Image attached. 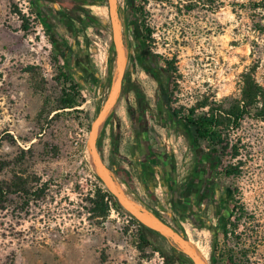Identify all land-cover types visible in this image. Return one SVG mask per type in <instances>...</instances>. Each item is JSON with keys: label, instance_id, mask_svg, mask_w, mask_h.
I'll return each instance as SVG.
<instances>
[{"label": "rangeland", "instance_id": "rangeland-1", "mask_svg": "<svg viewBox=\"0 0 264 264\" xmlns=\"http://www.w3.org/2000/svg\"><path fill=\"white\" fill-rule=\"evenodd\" d=\"M53 1L57 3L40 5L62 15L63 3L77 2ZM136 6L142 10L139 22L152 31L150 49L162 57L160 65L166 68V60L174 62L171 108L182 116L205 100L211 107L234 111L242 104L246 82L255 85L259 97L251 113L239 129L229 131L241 155L236 160L225 158L217 170V190L231 193L230 222L239 224L241 240L218 239V219L212 215L211 230L193 231L163 186L147 177L140 180L141 160L129 112H138L135 95L122 98L105 123L99 137L101 155L111 165L117 140L116 160L135 179V191L124 183L127 191L147 209L157 208L188 238L187 231L191 232L196 244L206 248L210 264L230 253L248 264H264V120L258 118L264 114V0H137ZM119 7L125 42L133 45L135 28L125 18L126 1L119 0ZM87 9L109 28L100 35L95 27L82 26L79 38L65 36L67 48L78 53L67 62L30 0H0V185L10 192L0 210V264H163L162 252L171 253L169 242H143L139 224L116 209L114 202H109L106 218L91 210L95 192L106 187L97 178L86 145L109 94L116 62L110 66L114 55L107 0ZM20 12L28 18V31ZM67 64L81 100L80 106L61 109L62 91L69 86L61 75L68 73ZM90 73L98 82L93 83ZM133 77L143 90L151 145L172 156L182 182L195 152L168 110L157 106V83L139 68ZM238 162L241 175L225 177L227 165ZM40 189L45 193L38 198L35 191Z\"/></svg>", "mask_w": 264, "mask_h": 264}, {"label": "trees", "instance_id": "trees-1", "mask_svg": "<svg viewBox=\"0 0 264 264\" xmlns=\"http://www.w3.org/2000/svg\"><path fill=\"white\" fill-rule=\"evenodd\" d=\"M81 1L82 0H77V2L75 3H63L64 11L68 14H71L73 18L77 20L79 27L83 26L84 28H86L93 26L96 28L98 34L104 35L106 33V29L109 28V24L94 16L88 9L81 8ZM125 1L127 5V9L124 12L125 18L131 22L132 28H135V31H133V33H135L136 37L133 47L135 48L138 55H140L141 51H143L144 56L141 57L142 66L148 68L151 59L156 61L157 69L161 74V78L158 79L156 74H154L151 69H149V75L157 79V81H159L161 85L162 89L160 97L162 107L168 110V116L170 120L173 123H177V125H179V127L185 131V135L189 140L191 149L195 150L197 148H201L203 150H206L205 148H208V154L215 160L218 167L220 162L224 161L227 157H230L233 160L238 159L241 155L240 148L236 144L231 143L229 131L230 128L239 129L241 126V122L245 119V116L251 113L250 110L253 108L252 103L259 97L258 94L254 92L255 85L253 83L249 84L248 82H246V86L243 90L242 104L234 111L222 110V108L219 106L211 107L210 104H208V101L205 100L198 106L188 109L187 114L182 116V112L180 110H173L171 108V104L173 101L171 99L170 93V82L172 79V75L176 69L174 67V62L173 60H166V68L160 65V63L162 62V57L158 54H154L150 49L152 44V31L148 28L144 29V24H141L139 22V17L141 16L142 10H140V8L136 6L137 0ZM30 2L32 3L33 11L37 15V17L44 22L45 19L42 16L43 13L41 12L40 2H43L44 4H48L50 2H53L54 4L57 3V1L53 0H30ZM20 15L21 19L27 23L24 24V29L28 31V18H26V16L21 12ZM79 15H83V22L81 21ZM64 47V50H60V54L64 56V60L68 62V58L70 57V55L75 54L74 49L69 47L67 48L66 45ZM111 52L114 57L110 60V66H112L116 60L113 43ZM66 68L68 69V73L61 75L64 78V84H69V86L68 88H64L62 91L61 109H72L80 106L81 93L79 91L78 83H76V81L74 82L69 64L66 65ZM89 77L92 78L93 83L98 82V78L93 73H90ZM121 99L122 96L120 97V100ZM208 107L210 109L207 112H203L202 114L197 113L198 110ZM110 118L111 117H109L106 121V125L107 123H109ZM258 118L264 120V114L259 116ZM118 149L119 144L117 143V140L114 139L112 146V163L111 165H109V168L122 180L123 183H125L129 188L135 191L134 176L129 170L125 168V166L120 165L116 160V157L118 156ZM241 163L242 162H238L237 165H227V167L224 169L225 177H239L241 175ZM138 171L140 180L144 181L146 179V174L142 171L141 168H139ZM97 178L101 182L99 177ZM9 193L10 192L8 188H4L0 185V210L5 209V203L7 202ZM44 193V190L40 189L37 190V192L35 191V196L40 198L43 196L41 194ZM109 202H114V206L116 209H118L119 211H124L123 208L117 203L116 199L107 191V189L103 187L97 189V191L95 192V197L91 200V203L93 205V208L91 209L93 215L99 218H106L110 212ZM153 211L164 222L167 223V221L157 208H154ZM241 217L242 215L238 218V222L241 221ZM135 222L138 223L137 221ZM138 224L142 232V241L146 244L151 245L152 240L154 239H161L164 242H168L156 232L144 227L140 223ZM228 224L232 228H237V226L239 225L237 223L232 224L230 220L228 221ZM177 230L180 232V234L187 238L186 234L183 231L179 229ZM162 255L166 259H171L172 264H177L178 260L181 261L182 264H192L187 257L179 253L178 250L174 247H171L170 254L162 252ZM230 258V264H241L238 262H234L232 257ZM215 264H218V262Z\"/></svg>", "mask_w": 264, "mask_h": 264}, {"label": "flooded vegetation", "instance_id": "flooded-vegetation-1", "mask_svg": "<svg viewBox=\"0 0 264 264\" xmlns=\"http://www.w3.org/2000/svg\"><path fill=\"white\" fill-rule=\"evenodd\" d=\"M81 2V8L85 9L90 5L101 6L103 4V0H82ZM41 12L46 22L42 21V25L46 32L48 31L49 35L55 38L59 50H64V46L67 45L64 41L65 36L73 39L79 38V24L71 14L66 12H63L64 15L51 14L42 7ZM79 17L81 21L84 20L83 15H79ZM88 28L86 27V29ZM133 46L134 44L132 45L131 43L128 45L129 59L121 96L129 100V97L133 94L138 100V112L135 113L133 110L129 112L135 128V143L141 160L140 168L152 183H155L156 186H163L168 194H171L174 206L181 207L180 212L185 216L186 220L190 221L193 231L201 227L211 230L214 223L209 215H212L214 219H218L216 233L218 239L222 237L224 242H228L231 239L241 240L240 228H230L228 224V221L232 218L229 204L231 202L229 198L231 193L224 188H221L220 191L217 190L218 165L208 152L201 148L194 150L195 160L188 170L189 174L182 182H179L172 156L165 152H160L151 145L147 128V109L143 106V90L133 75L139 68L147 77L157 83L156 103L157 106H160L162 105L160 97L162 88L159 81L149 75V69L156 74L158 79L161 78V74L157 69L156 61L153 59L150 60L148 68L142 66L141 57L144 56L143 51L138 55ZM230 254H221L218 264H230V257L233 258L234 262L248 264L246 259L240 260ZM244 255V258L250 257L251 252ZM163 264H172L171 259L164 258ZM177 264H182V262L178 260Z\"/></svg>", "mask_w": 264, "mask_h": 264}, {"label": "water", "instance_id": "water-1", "mask_svg": "<svg viewBox=\"0 0 264 264\" xmlns=\"http://www.w3.org/2000/svg\"><path fill=\"white\" fill-rule=\"evenodd\" d=\"M107 3L111 20L114 51L116 54V67L112 75L109 94L92 124L86 145L91 156L93 169L107 191L133 219L166 239L179 253L187 257L192 264H210L208 259L188 237H184L176 228L164 222L153 211L136 204L128 198L123 189L124 183L109 168L99 151V137L106 121L120 100L129 59V47L124 39L119 0H107Z\"/></svg>", "mask_w": 264, "mask_h": 264}, {"label": "bare ground", "instance_id": "bare-ground-1", "mask_svg": "<svg viewBox=\"0 0 264 264\" xmlns=\"http://www.w3.org/2000/svg\"><path fill=\"white\" fill-rule=\"evenodd\" d=\"M123 189H124V192L126 193V195L128 196L129 199H131L133 202H135L136 204H139V205H142V203L129 191H127L126 187L123 186ZM188 232V235H189V239L192 243H194L198 248L199 250L203 253V255L205 257H207V250L206 248H204L202 245H198L196 244L195 242V238L194 236L192 235L191 232L187 231Z\"/></svg>", "mask_w": 264, "mask_h": 264}, {"label": "crops", "instance_id": "crops-1", "mask_svg": "<svg viewBox=\"0 0 264 264\" xmlns=\"http://www.w3.org/2000/svg\"><path fill=\"white\" fill-rule=\"evenodd\" d=\"M66 42V41H65ZM74 53H75V55L76 56H78V53H77V50H76V48L74 49ZM79 61L82 63V61L79 59Z\"/></svg>", "mask_w": 264, "mask_h": 264}]
</instances>
